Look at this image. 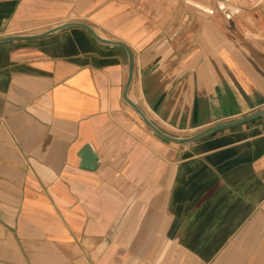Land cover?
<instances>
[{
	"label": "crops",
	"instance_id": "1",
	"mask_svg": "<svg viewBox=\"0 0 264 264\" xmlns=\"http://www.w3.org/2000/svg\"><path fill=\"white\" fill-rule=\"evenodd\" d=\"M71 22L170 136L264 110V0H0V39ZM128 77L82 28L0 43V264H264V116L170 142Z\"/></svg>",
	"mask_w": 264,
	"mask_h": 264
},
{
	"label": "water",
	"instance_id": "2",
	"mask_svg": "<svg viewBox=\"0 0 264 264\" xmlns=\"http://www.w3.org/2000/svg\"><path fill=\"white\" fill-rule=\"evenodd\" d=\"M205 11H209L205 8H203ZM219 9L221 11H226V6L224 4H219ZM210 12V11H209ZM82 28L87 30L90 34H92V36L99 42L103 43V44H108V45H118L123 47L129 56V77H128V82L125 88V93H124V99L125 101L139 114V116L142 118V120L144 121V123L151 128L158 136H160L161 138L168 140L170 142H174L177 144H189L192 142H195L201 138H204L212 133L221 131V130H225V129H229V128H233L242 124H246L248 122L254 121L258 118H261L262 116H264V110L254 114L252 116L246 117L244 119L232 122V123H228V124H222V125H218L215 126L213 128H210L200 134H197L193 137L190 138H185V139H180V138H176L173 136H170L166 133H164L163 131H161L156 125H154L148 118L147 116L144 114V112L134 103L132 102L129 98H128V90L132 84L133 78H134V70H135V65H134V56L132 51L130 50V48L123 42H118V41H112V40H107L104 39L102 37H100L96 31L89 26L86 23H81V22H71V23H67L64 24L62 26H59L57 28H54L50 31H47L45 33L39 34V35H35V36H15V37H8V38H3L0 39V43L1 42H8V41H29V40H37V39H41L44 38L48 35H51L57 31L63 30V29H67V28ZM79 157L81 158V165L80 168L82 170H86V171H90V172H95L96 170H98L99 165H100V160L98 155L96 154V152L94 151V149L92 148L91 145H87L85 146L80 154Z\"/></svg>",
	"mask_w": 264,
	"mask_h": 264
},
{
	"label": "rangeland",
	"instance_id": "3",
	"mask_svg": "<svg viewBox=\"0 0 264 264\" xmlns=\"http://www.w3.org/2000/svg\"><path fill=\"white\" fill-rule=\"evenodd\" d=\"M107 28H108V32H106V33H109L110 26H109V25H107Z\"/></svg>",
	"mask_w": 264,
	"mask_h": 264
}]
</instances>
